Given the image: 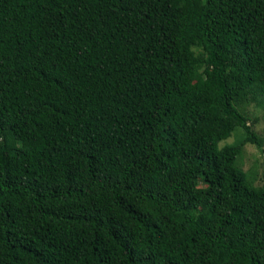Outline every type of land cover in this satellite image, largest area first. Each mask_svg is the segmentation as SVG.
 I'll list each match as a JSON object with an SVG mask.
<instances>
[{
    "label": "trees",
    "instance_id": "16d2710c",
    "mask_svg": "<svg viewBox=\"0 0 264 264\" xmlns=\"http://www.w3.org/2000/svg\"><path fill=\"white\" fill-rule=\"evenodd\" d=\"M256 95L264 0H0V264H264Z\"/></svg>",
    "mask_w": 264,
    "mask_h": 264
},
{
    "label": "rangeland",
    "instance_id": "374dc122",
    "mask_svg": "<svg viewBox=\"0 0 264 264\" xmlns=\"http://www.w3.org/2000/svg\"><path fill=\"white\" fill-rule=\"evenodd\" d=\"M257 100L260 102H256ZM243 110L251 130L261 141V144L259 149L250 144L242 145L239 166L243 172L248 174L251 184L259 187L264 185V99L256 95V99L249 101ZM242 137V132L237 131L226 141L220 142L218 147L235 145L234 143L241 141ZM184 162L186 163L187 160ZM179 165L182 166L181 163Z\"/></svg>",
    "mask_w": 264,
    "mask_h": 264
}]
</instances>
